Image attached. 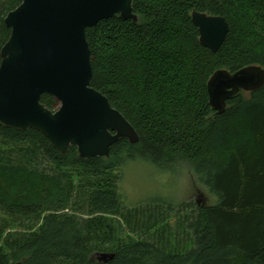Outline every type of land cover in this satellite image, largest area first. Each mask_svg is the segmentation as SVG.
I'll return each instance as SVG.
<instances>
[{
    "label": "trees",
    "instance_id": "1",
    "mask_svg": "<svg viewBox=\"0 0 264 264\" xmlns=\"http://www.w3.org/2000/svg\"><path fill=\"white\" fill-rule=\"evenodd\" d=\"M21 2L0 0V50L10 36L4 18ZM132 8L136 22L100 21L86 39L91 87L138 142L122 138L109 157L80 159L37 131L0 127V145L11 146L0 151V264H104L97 253L114 255L106 264H264V87L240 92L222 114L207 91L218 70H264V0H132ZM193 11L228 23L216 53L201 45ZM41 103L58 108L48 95ZM135 161L185 165L215 197L185 216V251L171 248L169 228L147 234L170 205L149 204L140 222L124 213L121 169Z\"/></svg>",
    "mask_w": 264,
    "mask_h": 264
},
{
    "label": "water",
    "instance_id": "2",
    "mask_svg": "<svg viewBox=\"0 0 264 264\" xmlns=\"http://www.w3.org/2000/svg\"><path fill=\"white\" fill-rule=\"evenodd\" d=\"M116 16L136 22L132 0H22L9 12L4 25L10 36L0 50V127L37 131L61 156L75 147L80 159L107 158L122 138L137 143L134 128L91 87L86 30ZM191 19L201 45L216 53L229 30L226 20L197 11ZM262 87L259 66L235 73L218 70L207 83L209 104L222 114L240 92ZM43 95L58 108H46ZM94 258L106 264L114 255L97 253Z\"/></svg>",
    "mask_w": 264,
    "mask_h": 264
},
{
    "label": "rangeland",
    "instance_id": "3",
    "mask_svg": "<svg viewBox=\"0 0 264 264\" xmlns=\"http://www.w3.org/2000/svg\"><path fill=\"white\" fill-rule=\"evenodd\" d=\"M8 149L11 146L0 145V151ZM119 194L124 213H134L137 222L143 220L140 211L149 204L170 205L168 213L147 234L152 235L157 229L169 228L171 248L183 251L191 245L189 231L183 227L185 216L193 212L196 204L212 205L216 201L206 188L196 184L187 166L179 165L169 170L142 161L130 162L121 169ZM186 203L189 204L184 205ZM133 236L136 237V234Z\"/></svg>",
    "mask_w": 264,
    "mask_h": 264
}]
</instances>
